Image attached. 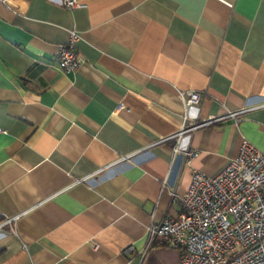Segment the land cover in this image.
<instances>
[{"label": "crops", "instance_id": "0c3cea01", "mask_svg": "<svg viewBox=\"0 0 264 264\" xmlns=\"http://www.w3.org/2000/svg\"><path fill=\"white\" fill-rule=\"evenodd\" d=\"M78 1L0 0V264H180L148 225L242 138L264 152V0Z\"/></svg>", "mask_w": 264, "mask_h": 264}, {"label": "built area", "instance_id": "2783aa9c", "mask_svg": "<svg viewBox=\"0 0 264 264\" xmlns=\"http://www.w3.org/2000/svg\"><path fill=\"white\" fill-rule=\"evenodd\" d=\"M60 4L67 10L80 5L78 0H60ZM68 35L65 43L55 47L54 59L62 71L71 72L81 61L75 48L79 35L73 31ZM178 94L184 95L182 91ZM186 94V106L200 100L198 91ZM241 113L242 110L231 111L225 116L210 117L208 122L235 118ZM198 125L203 124L193 127ZM173 152L188 163L197 153L175 146ZM189 183L178 197V215L165 216L148 225L144 249L165 242L179 250L180 264H264V152L242 138L238 152L219 172L206 175L195 170ZM14 219L7 217L0 227L9 226ZM124 251L132 249L126 247ZM144 253L143 250L142 256ZM126 264L131 263L126 260Z\"/></svg>", "mask_w": 264, "mask_h": 264}]
</instances>
